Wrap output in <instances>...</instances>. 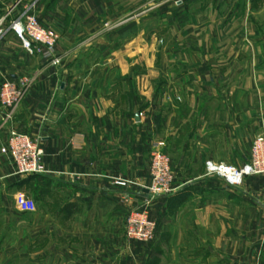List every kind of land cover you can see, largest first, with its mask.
Returning <instances> with one entry per match:
<instances>
[{"label":"crops","instance_id":"crops-1","mask_svg":"<svg viewBox=\"0 0 264 264\" xmlns=\"http://www.w3.org/2000/svg\"><path fill=\"white\" fill-rule=\"evenodd\" d=\"M7 1L0 17L35 5L60 35L62 63L30 55L12 33L0 41V87L33 79L11 116L0 104V222L26 178L4 152L17 130L40 142L45 171L30 184L44 178L59 195L61 248L79 264H132L134 253L140 264H264V176L232 189L205 168L241 165L264 129V0ZM154 142L176 182L154 204L158 238L146 247L125 238L144 197L115 181L147 186Z\"/></svg>","mask_w":264,"mask_h":264},{"label":"built area","instance_id":"built-area-1","mask_svg":"<svg viewBox=\"0 0 264 264\" xmlns=\"http://www.w3.org/2000/svg\"><path fill=\"white\" fill-rule=\"evenodd\" d=\"M34 9V4L26 6L18 14H15V5L7 9L0 17V41L7 33H12L30 55H38L53 66H59L62 63V57L57 53L60 35L54 29L44 26ZM32 84L33 79L29 76L4 79L0 87V104L9 116L22 104ZM4 152L11 156L17 176L28 177L45 171L40 142L28 133L12 131ZM205 168L208 176L222 178L230 188H239L248 178L264 175V134L255 137L250 157L243 164L208 160ZM149 170L150 182L147 186H141V190H148V193L138 207L130 209L127 216L125 235L130 242L148 244L156 240L158 223L151 216L150 206L157 197L170 195L175 190V173L163 142L152 144ZM115 184L124 188L139 186L133 181L120 178ZM17 203L18 207L27 208L31 204L21 192L17 194Z\"/></svg>","mask_w":264,"mask_h":264},{"label":"rangeland","instance_id":"rangeland-1","mask_svg":"<svg viewBox=\"0 0 264 264\" xmlns=\"http://www.w3.org/2000/svg\"><path fill=\"white\" fill-rule=\"evenodd\" d=\"M7 2L12 5V3L14 4L16 0H11V2ZM177 3H180V1H178ZM152 5H154V0H149L148 6L150 7ZM152 36L155 37V35ZM259 134H264V129H261L259 133H257V135ZM166 153L169 155L172 162V157L170 153L168 151H166ZM174 173L176 182L175 169ZM244 184L241 187H243ZM34 185L35 183L25 186V188L21 187L20 192L26 195V199L29 202H35L36 209L30 210L34 208L33 206H31V204H29L27 208L23 206L18 207L17 202H15V206L14 203H11L9 208V212L11 213V215L6 221L0 222V264H79V255H77L76 252H67L66 250L61 248V245L67 244L68 241L65 237L60 236L61 223L58 218H54L59 209V195L55 193V191L48 190L45 187H42L41 190H39L38 188L36 189ZM137 187L139 188L138 193L145 197L148 192H146L145 190H141L140 185ZM170 195L157 197L155 199V201L150 206L152 218L154 217V208L156 209L154 204L158 202L160 198H167ZM46 201L49 203L47 207L44 206V202ZM139 205L140 204L133 205L132 207H130V209L138 207ZM46 213L50 214L52 217H50V220L45 223V220H47V218L45 219ZM159 222L160 221H157L158 225L160 226ZM157 238L155 241L148 244L137 242V245H143L148 247L154 244L157 241ZM112 258L113 262L110 264H122L118 260L116 255ZM149 259L150 257L148 256V259H145L146 262H148ZM131 260L132 264H140V262L143 261V259L138 257L135 253L132 255ZM95 264L101 263L95 262ZM176 264L179 263L177 262Z\"/></svg>","mask_w":264,"mask_h":264},{"label":"trees","instance_id":"trees-1","mask_svg":"<svg viewBox=\"0 0 264 264\" xmlns=\"http://www.w3.org/2000/svg\"><path fill=\"white\" fill-rule=\"evenodd\" d=\"M41 174H37V175H32V176H28V177H26L24 180H22V182H21V187L22 186H24V185H28V184H30V182L32 181V180H34L35 178H37L38 176H40ZM41 181L40 182H38L39 184L38 185H36L35 186V188L37 189H39V190H41V188L42 187H45V179L44 178H41L40 179Z\"/></svg>","mask_w":264,"mask_h":264},{"label":"water","instance_id":"water-1","mask_svg":"<svg viewBox=\"0 0 264 264\" xmlns=\"http://www.w3.org/2000/svg\"><path fill=\"white\" fill-rule=\"evenodd\" d=\"M146 192H148L147 190H145Z\"/></svg>","mask_w":264,"mask_h":264}]
</instances>
